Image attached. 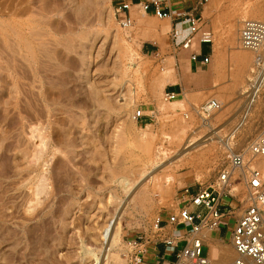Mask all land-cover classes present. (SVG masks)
Masks as SVG:
<instances>
[{
  "label": "rangeland",
  "instance_id": "obj_1",
  "mask_svg": "<svg viewBox=\"0 0 264 264\" xmlns=\"http://www.w3.org/2000/svg\"><path fill=\"white\" fill-rule=\"evenodd\" d=\"M246 19L264 20V0H209L210 90L196 91L202 75H189L184 96L166 101L181 49L168 40L148 54L144 44L160 46L149 31L166 37L169 20L123 28L112 0H0V264H92L116 216L108 264H130L132 237L152 235L184 188L211 185L229 162L221 140L241 149L264 127V89L247 111L243 94L256 56L239 45ZM209 99L222 106L212 128L201 112ZM146 107L153 118L142 124L134 115ZM211 130L219 138L207 140ZM143 175L129 193L120 183ZM213 246L210 264L234 261L231 242Z\"/></svg>",
  "mask_w": 264,
  "mask_h": 264
},
{
  "label": "built area",
  "instance_id": "obj_2",
  "mask_svg": "<svg viewBox=\"0 0 264 264\" xmlns=\"http://www.w3.org/2000/svg\"><path fill=\"white\" fill-rule=\"evenodd\" d=\"M208 1L200 0V3L203 5ZM170 4L171 0H146L141 3V8L160 20H167L172 18ZM129 9L130 3H124L116 9L117 15L121 14L120 24L123 28L133 25L132 19L126 16ZM186 16L190 22V34L180 43L181 49H191L196 37L200 43L212 45L213 32L201 31L198 19L193 15ZM179 37V31L172 34L174 41ZM239 45L256 54L252 70L254 75L243 93L247 99V111L253 108L264 89V20H243ZM199 57L198 54H192L191 60L202 65L210 63V57L202 60ZM178 97L176 93L165 92L166 101ZM221 107L218 100L209 99L202 105L201 112L208 117ZM142 114L143 111L138 109L134 118L140 119ZM233 138L224 141L229 162L220 169L215 181L207 187H200L195 194H191L189 188L185 189L187 203L167 217V224L173 227L191 226L184 239L172 235L162 237L167 251L175 255L169 264H210L208 256L204 255V232L229 227L232 221L231 244L236 254L233 264H264V127L241 149L235 148ZM236 184L243 185L242 196L236 193ZM163 224L164 219L159 216L154 224L155 231L161 233ZM127 244L131 249V263L142 264L145 251L140 240L130 239Z\"/></svg>",
  "mask_w": 264,
  "mask_h": 264
},
{
  "label": "crops",
  "instance_id": "obj_3",
  "mask_svg": "<svg viewBox=\"0 0 264 264\" xmlns=\"http://www.w3.org/2000/svg\"><path fill=\"white\" fill-rule=\"evenodd\" d=\"M146 0H112L115 5V10L124 3H130V9L126 13L127 17H130L133 21V24L138 25L142 20L154 16L153 13H140L137 7H141V3ZM209 2V1H208ZM171 9H172V18L167 19L170 22V31L166 33V37L162 32H151L152 36L155 37L156 40H161V45L159 46L154 41H147L144 44V50L146 53L151 54L154 52H159L161 49L167 46L168 40L171 41L172 46H179L180 43L190 34V22L186 15H193L198 19L201 25V31H211L214 34V30L208 24L207 20V11H208V3L201 5L200 0H171ZM142 9V8H141ZM121 14H118L119 19ZM155 17V16H154ZM133 26V25H132ZM131 26V27H132ZM175 31L180 32V37L174 41L172 39V34ZM212 45L202 44L199 39L196 37L193 46L189 50L181 49L178 58L185 63L183 68V72H179L180 82L174 83L170 85L168 88V92H173L178 94V96H184L185 88L188 85V79L194 78L199 79L200 75H202L201 80H197L196 91H208L211 87V76L205 73V67L207 65H202L200 62H195L191 60L192 54H198L199 59H204L205 57H210V61L213 60L215 56V50L211 47ZM166 50V49H165ZM190 75V77H189ZM153 111L150 108L146 107L143 111L142 117L139 120L140 123L145 124L152 120ZM190 189L191 194L197 193L196 188L187 187ZM187 188H184L187 189ZM183 190V191H184ZM184 203H180L178 205L179 209L187 203L188 195L183 192ZM193 208V207H192ZM164 219V227L161 233L154 232L152 235L145 234L144 236H135L131 239H139L141 242V246L144 249L143 253V262L142 264H169L171 261L175 259V255L171 254L167 251L165 244L163 243V238L166 236H175L184 239L185 234L190 232L191 226L179 225L172 226L167 224V216L163 217ZM161 234V235H160ZM205 236L207 235L208 240L205 242L208 252L207 256L210 258V255L213 252V245L217 244L219 241L224 243H230V241H226L223 234V229L219 228L214 231H205ZM130 264L131 261H130Z\"/></svg>",
  "mask_w": 264,
  "mask_h": 264
},
{
  "label": "bare ground",
  "instance_id": "obj_4",
  "mask_svg": "<svg viewBox=\"0 0 264 264\" xmlns=\"http://www.w3.org/2000/svg\"><path fill=\"white\" fill-rule=\"evenodd\" d=\"M259 9H260V5H258L254 10L258 11ZM242 57H244V56H242ZM245 57H246V55H245ZM241 62L243 63L244 61H241ZM208 117H204V119L207 121L205 123V125L207 127H209V128H212V123H211L210 117L209 118ZM218 136H219V132L214 130V131L211 132V134H210V136H209V138L207 140H211L212 141L215 137H218ZM42 137H43V135H42ZM221 141L224 142V140H221ZM192 146H193V144H192ZM143 177H144V175L141 176L140 180H138V181H132V180H129V179H122L120 181V183H121V185L124 186V188L127 189V192L129 193L131 191H134L136 185L142 180ZM117 186H118V184H117ZM129 196H128V198H129ZM109 221L110 222H108L107 226L104 227L105 229H103V231H102L100 247L94 248V249H92L90 251V254H91L90 256H92L93 261H94V263H92V264H108V260L110 258L111 252L114 250V248L118 244V240L120 239V236H121L120 235L121 234L120 233V217H117V216L115 218L112 217V220L110 219ZM208 238L209 237H207V235L205 236V234H204L205 242L208 240ZM213 254H214V250H213ZM221 264H233L232 258L230 256H226V255L223 256Z\"/></svg>",
  "mask_w": 264,
  "mask_h": 264
}]
</instances>
